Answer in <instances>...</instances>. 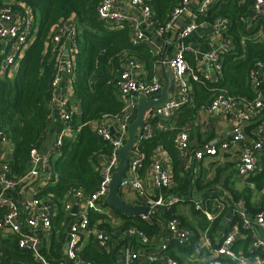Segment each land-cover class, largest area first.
<instances>
[{
	"label": "trees",
	"instance_id": "1",
	"mask_svg": "<svg viewBox=\"0 0 264 264\" xmlns=\"http://www.w3.org/2000/svg\"><path fill=\"white\" fill-rule=\"evenodd\" d=\"M144 1L151 9L150 19L157 28L165 26L174 8L181 2V0ZM100 4L101 0H0V10L11 8L14 11L22 5L28 7L34 19L35 32L33 42L19 61L16 74L11 76L0 72V126L13 143V157L7 162L10 178L20 177L29 170L31 151L41 148L50 126L53 114L52 79L57 65V53L53 52L52 43L54 27L61 22L71 21L77 29L75 35L77 52L72 84L75 100L80 107V115L74 114L73 123L80 128L76 139H65L61 154L51 160L57 181L49 183L37 194L39 199L55 206L57 212L53 219L52 234L48 242L42 246L44 255L52 262L62 260L65 255L63 232L68 223L66 205L74 200L71 195L74 192H81L84 197L93 194L101 179L99 174L101 159L112 153L111 143L101 138L95 132L94 126L105 118H116L125 114L126 103L120 97L118 83L128 61L135 59L143 63L150 81L155 75L160 58L147 42L133 43V30L127 22L109 24L102 20L98 14ZM250 14V7L241 4L239 0H218L213 4L200 21L214 23L218 19L226 20L221 33L230 45L226 52L221 53L219 79L217 81L191 79L194 104L185 106L180 111L176 125H173L175 127L160 129L157 124L160 120L163 122L165 120L156 118L152 121L153 135L149 138H137L136 146L145 154L141 173L147 172L156 162L154 154L159 147L170 154L174 165V184L169 189L170 193L193 192L191 174L185 167L179 165L175 137L196 118L198 109L207 106L219 90L227 91L229 95L243 103L256 98L257 91L252 85L250 73L257 62L264 63V22L260 21L249 27ZM188 57H186L188 62L193 63L195 58L190 55ZM261 90L264 104L262 83ZM171 120L170 118L168 122ZM251 120L258 122L261 117L253 116ZM189 133L190 138H193L194 133L190 131ZM232 164L227 161L225 165L218 166L213 182H222L231 191L233 201L243 200V206L252 215L263 211L264 201L254 205L251 198L253 191H261L264 188V154L261 157L260 169L246 177L248 183L254 184L255 190L246 187L242 191H234L228 185L233 176L231 174L224 176L223 170L230 168ZM200 186L199 183L198 187ZM105 205L110 207L107 202ZM113 211L123 220L120 230L117 229L118 235L129 227H137L150 236L160 230L162 224L160 221L151 224L141 216L122 214L116 209ZM6 212V208H0V221ZM222 215L213 222L209 234L219 229ZM90 218L91 224L97 225L98 228L108 232L115 230L111 218L103 212L91 211ZM206 227L207 224L203 226ZM246 232L245 238L234 243L233 251L235 254L242 252L246 257L260 258L264 261L262 250L248 252L252 235L250 231ZM19 239L18 234L11 232L8 237L1 240L9 262L40 264L29 250L19 247ZM220 243L214 245L219 246ZM137 245L139 248L147 247L143 244ZM180 248L190 255L193 254V245ZM118 249V246L112 244L108 248L99 249L90 241L82 247L80 256L86 264H117ZM170 256L173 257L174 254L171 253ZM199 258L203 260L197 263L195 260L184 263L180 257H176L175 261L176 264H211L223 260L229 264H236L230 257H214L209 249L201 252Z\"/></svg>",
	"mask_w": 264,
	"mask_h": 264
},
{
	"label": "built area",
	"instance_id": "2",
	"mask_svg": "<svg viewBox=\"0 0 264 264\" xmlns=\"http://www.w3.org/2000/svg\"><path fill=\"white\" fill-rule=\"evenodd\" d=\"M218 0H181L178 6L171 13L169 21L163 28H157L151 21V9L145 4L144 0H130V3L139 7L146 18H149L156 29V32L166 37L173 29L178 28L181 37L186 38L192 35L200 27L196 20L201 15L207 13ZM241 4L247 5L251 9L248 26L256 25L260 21L264 22V0H239ZM17 10L4 8L0 10V52L4 65L9 69L15 67L19 59L23 56V49L32 43L33 21L28 14L26 17L15 16ZM19 13V12H17ZM20 14V13H19ZM99 17L111 23L126 22L127 16L118 8L116 0H101L98 7ZM225 19H218L211 23L212 31L222 34L225 26ZM133 30V43L138 44L145 40V32L136 25ZM77 29L71 21L61 22L54 27L52 34L53 52L57 53V65L52 79V106L56 102L59 106L60 122L56 139L47 154H43L40 149L31 151V167L20 177L10 178L8 173L10 168L9 161L0 159V178L2 187L0 189V206H5L7 212L0 221V229L9 228L12 233L20 236L19 247L29 250L36 261L40 264H86L80 256L82 249L81 236L90 233L94 236L96 246L108 248L112 243L110 234L105 229L98 228L91 224L90 212H103L108 214L106 206L107 195L110 185L113 181L114 172L117 171L121 159L119 155L120 148L127 139L128 126L136 115V97L139 93L146 94L149 98L158 96L162 90L163 82L154 76L150 81H142L136 78L134 70L141 67L138 60L130 59L126 69L123 71L118 83L119 94L125 101V114L116 117L121 134L114 135L112 131L98 122L95 124V132L104 140L112 145V153L105 161L101 163L99 174L100 182L97 189L88 197H84L81 192H74L71 198L74 199L66 205V211L71 212L74 220L69 227L68 242L65 255L62 260L52 262L42 251V239L53 230V218L56 212L55 206L35 197L23 209L21 204L13 194L21 185L35 178H40L48 182H56L57 175L52 170L51 160L61 154V149L65 139L75 140L80 127L73 123L75 111L67 99H58V89L61 81V75H67L74 79V59L77 52L75 35ZM230 43L224 39V42L213 51L205 53L195 52V56L213 63L217 74H220L221 53L229 49ZM15 50V53H13ZM185 50V49H184ZM68 51V53H66ZM168 66L171 72V78L178 85V96L173 97L162 104H156L147 110L145 119L140 127L138 139L149 138L154 133L152 121L156 118L167 120L176 117L185 106L194 104L193 89L191 79L200 80V77L191 71V66L187 61L183 49L175 53L169 60ZM191 72V77L188 73ZM208 78L209 77H205ZM250 79L257 94L253 101L243 103L235 97L229 95L225 90H219L212 101L207 105L211 112H226L230 115L233 123L232 135L228 140L222 141L218 146L205 145L195 151V159H202L205 155L215 156L219 150L224 152L233 151L237 154V174L246 178L260 169L261 157L264 154V114L263 94L261 83L264 84V63L257 62L250 73ZM258 116L263 118L260 127H254L251 130L252 136L246 132V126L251 123V117ZM161 122V120H160ZM175 127V126H173ZM9 137L5 130L0 126V142H8ZM191 138L189 129L186 127L180 130L175 137L177 149L185 155L191 147ZM137 145V141H136ZM238 150V151H236ZM145 154L135 146L130 153V165L124 175L120 189H132L142 198L144 205L150 207L148 215H141L142 218L149 220L155 214H160L172 207L185 201L193 202L194 208L203 213L208 221H213L214 217L208 203L203 197L197 198L192 193H170L169 189L174 184V176L169 166L163 160H157L151 169V188L147 185L145 178L141 175L142 163ZM191 163L185 165L189 172ZM232 200V199H231ZM75 204H78L76 213H72ZM238 207V208H237ZM222 210L234 212L241 219L244 230L249 231L258 225L264 228V212L252 215L242 206L241 203L228 201L222 203ZM27 212V215L25 214ZM165 226L167 232L177 242L178 245H193V260H200L201 252L204 248L213 252L214 257L231 256L237 258L242 264H249L248 259L237 257L231 250L232 244L240 237L239 227H232L219 246H214L209 237H205V245L196 243L191 229L185 226L179 218L172 217L166 220ZM29 228L31 231L26 232ZM122 233L131 237L140 239V242L147 247L138 252L127 253V260H137L144 257L148 264H176L175 259L170 256L158 257L149 250L153 239H151L143 230L137 227H129ZM201 242V241H200ZM113 245V244H112ZM163 248H166L164 246ZM251 251L262 250L264 252V240L253 234L251 240ZM142 256V257H141ZM202 261V260H201ZM129 263V262H128ZM212 262L211 264H214ZM253 264H264L260 258H256Z\"/></svg>",
	"mask_w": 264,
	"mask_h": 264
},
{
	"label": "crops",
	"instance_id": "3",
	"mask_svg": "<svg viewBox=\"0 0 264 264\" xmlns=\"http://www.w3.org/2000/svg\"><path fill=\"white\" fill-rule=\"evenodd\" d=\"M116 4L118 8L127 16L126 22L132 28L135 27L136 25H139V27L145 32L146 38L144 42H147L150 45V47L156 53L159 54L160 58L159 61L157 62L156 72L154 76H157L163 83H164V80L162 78L163 70L166 71L169 70L168 60L175 53L179 52V50L181 49H183V52L186 53L185 56L187 58H189L188 57L189 55L195 58L193 59L194 62L189 64L191 66V71L194 74L198 75L200 77V80L208 79L205 78L207 76L209 77V80L217 81L219 79V75L217 74V70L215 69L213 63L201 59L200 56L197 57L195 56V52L201 55V53L213 51L217 49V47H219V45H221L224 42V37L222 34H217L212 31L211 23L206 21H200L201 18L205 16L208 12L196 19L200 23V27L196 32H194L189 37L186 38L181 37L178 28L173 29L166 37H163L156 32L155 27L153 26L149 18L145 17L142 10L139 7L132 5L130 3V0H116ZM17 12H19L20 14ZM17 12L15 11L14 13L15 16L26 17V14H28L30 19H32V21L34 22L31 10L28 7L22 5L21 7H19ZM33 33L34 34H32V42L35 38V32ZM27 48L28 46L23 49V52H25ZM2 56L3 55L0 52V72L3 74H10L11 76H14L18 69L20 59L15 67H10L9 69H7V67L3 63V59H1ZM140 64L141 67L136 68L134 70L135 76L139 80L148 82L149 81L148 74L145 70L144 64L141 62ZM188 76L189 77L192 76L191 72L188 73ZM171 81H172V85L170 88V92L172 93L173 97H177L178 85L176 81H174L172 78ZM57 95H58V99H67L70 102L71 107L74 109L75 114L80 115V107L75 100L72 79L69 76L61 75V81ZM52 107H53V114L51 117L50 126L40 148V151L43 154H47L50 152L51 147L55 142L57 131L61 126L59 106L55 102ZM169 119L165 120L164 122L163 121L159 122L157 124V127L160 129L167 127L172 128L173 125H176V122L178 120V115L174 118H171L172 119L171 122H168ZM262 122H263V118H261V120L258 122L251 121V123L246 126L247 134L252 136L251 134L252 128L260 127ZM101 123H103L104 126L108 127L114 135L119 136V134H121L118 120L116 118H105L101 121ZM187 128L189 129L190 132L194 133V137L191 138L192 139L191 147L189 151L186 152V157L185 155H182V153L178 150L179 165L180 167H185L186 164L191 163L189 174H191V179H192L191 180V187L193 191L192 194L197 198L201 196L206 200L211 210V214L214 217V220L208 221L209 219H207V217L203 213L197 211L194 208L193 202H191V200L190 201L187 200L181 204H178L172 207L170 210H167L160 214H155L149 220L143 218L144 220H146L148 223L151 224L158 221L162 222V224H160L161 225L160 230L155 232V234L150 236L146 233L151 239H153V242L149 247V250L158 257L171 255L172 253L174 254L173 256L174 259L176 257H180L184 263H187L189 261L193 262L194 261L193 260L194 258L192 257L193 254L190 255L182 251L180 247L183 246L178 245L177 242L171 237V235L168 234L165 226V221L169 218L172 217L179 218L185 226L191 229L194 237H197L196 239H194V241L196 243L197 242L203 243V245H205L206 236L209 237L213 245L222 242L225 236L230 232L232 227L237 226L239 227L240 230V237L237 238L235 242L240 240L241 238H245V235L247 234L246 231L243 232L244 228L241 227L242 222L241 219L238 217V215L234 212L228 210L226 211V209L222 210L221 208L222 203L224 202L226 203L227 200L233 201L232 199L233 195L231 191L223 185L222 182L219 183L213 182V179L215 178L217 173V167L223 166L227 161H230L231 163H233L232 166L230 168L223 170L224 176L229 174L233 176L232 179L229 181L228 185L231 186L234 189V191H242L246 187H250L251 189L255 190L254 184L248 183L247 178H242L237 174V162H236L237 154L236 152H233L235 151L234 149L233 151H228V152L219 150V153L217 155L215 156L205 155L202 159L199 160L195 159L194 157L195 151L198 148L204 147L205 145L218 146L222 141L228 140L231 137L233 123L228 113L224 111L211 112L207 106H201L198 109L196 118L193 119L192 122H189V124H187ZM154 155H155V161L163 160L165 161V163H167L174 176V165L172 164V159L170 154L164 148L159 147ZM12 157H13V143L11 142V140L9 139L8 142H3V143L0 142V159L2 161H8L12 159ZM106 159L107 157H103L101 159V163ZM152 167L147 172L145 171L141 173L142 177L145 178V181L150 188H151L150 172ZM49 183L51 182L46 183L45 180L43 179L41 180L40 178L31 179L27 181V183L21 185V187L17 189V191L13 194V196H15V198L19 200L21 207L24 209L26 205L32 199L37 197V194ZM199 183L201 184L200 188L198 187ZM1 187L2 184L0 178V189ZM253 192L254 193L251 198V202L254 205H258L264 201V188L261 191L255 190ZM120 197L124 202L128 204L144 205L142 198H140L132 189H120ZM237 203H241L243 206L244 201L240 200ZM3 207L6 208L5 206H0V208ZM245 210L247 209L245 208ZM260 212H264V210ZM67 213H68V217H67L68 223L65 231L63 232L64 254L68 242L69 227L74 220V216L71 215V212H67ZM107 213L108 214L106 215H108L111 218V221L113 222L112 226L113 228H115V230L109 232L111 236L110 237L111 243L115 247L116 246L119 247L117 252V256H118L117 264H148L146 259L142 256H141L142 258L137 260H129V261L127 260L128 251L138 252L142 248H139L140 246L137 244H142V243L140 242V239L136 237H131L124 233L118 235L117 229L120 230V226L122 225L123 220L119 218V216L115 213V211H113L112 209L110 210V207L108 208ZM25 214L27 215V212ZM220 215H222L221 218L222 221L219 229L214 230L213 233L209 234V230L211 229L213 222L216 219H218ZM56 216H57V212H55L53 219H55ZM165 218L166 220L164 221ZM205 224H207V227L203 228ZM53 229H54V220H53ZM10 231L11 230L7 227L0 229V264H11L8 260V254L5 253V251L3 250L1 243V240L3 238L9 236V233H11ZM25 231L29 232L31 231V229L26 227ZM52 231L42 239V246L45 244V242L46 243L48 242L49 237L52 234ZM249 231L251 232L252 237L254 234L255 236L264 240L263 227L256 225L252 230ZM251 240L252 239H250L249 241L248 252L253 253L255 251H251L252 250ZM90 241L95 242L94 236L91 235L90 233H85L81 236L80 243L82 247L87 243H89ZM234 243L232 244V246L234 245ZM164 246H166V248H163ZM232 246H231V250L233 251ZM205 250L206 248H204L203 251L205 252ZM236 255L237 257L248 259L249 264H253L256 260V258L253 257H246L245 255L242 254V252ZM226 257H230L234 259L236 264H242V262L239 261L237 258H233L231 256H226ZM201 260L203 259H200L199 261L196 259L195 262L197 263L200 262ZM223 262L229 264L226 261Z\"/></svg>",
	"mask_w": 264,
	"mask_h": 264
},
{
	"label": "water",
	"instance_id": "4",
	"mask_svg": "<svg viewBox=\"0 0 264 264\" xmlns=\"http://www.w3.org/2000/svg\"><path fill=\"white\" fill-rule=\"evenodd\" d=\"M68 53V51H66ZM162 78L164 80L162 90L158 96L149 98L144 93H139L136 97V115L135 118L130 122L128 126L127 139L120 148V165L117 171L114 172L113 181L110 185V190L107 195V203L110 205V210L116 209L122 214L126 215H148L150 213V207L146 205H131L124 202L120 197V183L126 174L130 165V153L134 150L136 146L137 136L140 132V127L145 119L147 110L156 105L162 104L165 101L172 98V93L170 88L172 85L171 72L163 70ZM78 209V204H75L72 212L76 213ZM214 264H226L223 261H216Z\"/></svg>",
	"mask_w": 264,
	"mask_h": 264
},
{
	"label": "rangeland",
	"instance_id": "5",
	"mask_svg": "<svg viewBox=\"0 0 264 264\" xmlns=\"http://www.w3.org/2000/svg\"><path fill=\"white\" fill-rule=\"evenodd\" d=\"M13 53H15V50H13Z\"/></svg>",
	"mask_w": 264,
	"mask_h": 264
}]
</instances>
